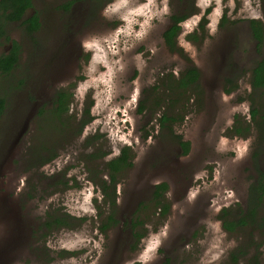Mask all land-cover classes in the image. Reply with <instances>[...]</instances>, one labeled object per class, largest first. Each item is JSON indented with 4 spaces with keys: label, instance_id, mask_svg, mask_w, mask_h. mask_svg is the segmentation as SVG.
Masks as SVG:
<instances>
[{
    "label": "rangeland",
    "instance_id": "obj_1",
    "mask_svg": "<svg viewBox=\"0 0 264 264\" xmlns=\"http://www.w3.org/2000/svg\"><path fill=\"white\" fill-rule=\"evenodd\" d=\"M145 2L128 0V6ZM109 3L33 0L25 19L37 12L38 32L22 22L7 26L10 41H1L0 53L16 41L22 54L0 77L8 105L0 120V264H141L138 258L156 235L162 243L148 264H234L237 249L246 254L238 264L255 255L264 264V226L230 233L220 219L224 209L238 215L247 207L251 184L264 174V126L251 115L253 109L264 114V88L251 83L264 58V39L258 44L251 23L264 31V0H168V13L153 0L157 15L143 37L122 33L115 55L107 44L85 52L83 39L111 36L124 26L118 15H101ZM175 15L187 18L172 50L164 33ZM144 18H130L129 30L139 31ZM193 67L201 95L168 89L167 80ZM60 90L72 93L75 120L67 131L73 133L53 134L49 150H41L42 120L50 114L40 111L55 106ZM87 110L92 120L79 132ZM164 113L172 115L168 124ZM236 119L238 127L251 126L245 136L232 131ZM181 141L190 144L187 154ZM242 144L247 151L237 158ZM124 146L133 166L116 184L119 224L105 231L109 205L101 183L109 184L106 165ZM161 182L169 185L165 197L172 209L166 219L159 207L141 213L148 234L131 247L127 223ZM49 214L79 222L48 230Z\"/></svg>",
    "mask_w": 264,
    "mask_h": 264
},
{
    "label": "trees",
    "instance_id": "obj_2",
    "mask_svg": "<svg viewBox=\"0 0 264 264\" xmlns=\"http://www.w3.org/2000/svg\"><path fill=\"white\" fill-rule=\"evenodd\" d=\"M34 7L33 0H0V43L2 40L10 41V36L7 31V26L10 23L22 22L26 26L28 32H36L40 27L39 17L37 13H34L27 19H24L26 13ZM187 16L173 17V25L164 33V41L169 49H175L177 43V37L180 34L181 26L179 23L183 22ZM225 19V17H224ZM206 20H203L200 27L204 29ZM251 28L254 38L257 40L258 44L261 45L264 39V31L262 26L257 21H252ZM12 46L8 53H0V77L10 74L18 65L21 58V45L16 41H11ZM168 78V77H167ZM200 80L199 71L193 67L187 69L179 79L167 80L168 89L174 91L175 94L186 93L191 90L196 93V95L202 94V88L199 86L198 81ZM252 86L254 89L264 88V58L257 62L252 70ZM72 99V93L69 91L60 90L57 93L55 106L50 110L42 109L40 115L46 117L45 114H50L48 120L43 123L42 137L43 145L41 150L47 149L49 145V137L51 138L53 134L57 137L64 135H70L73 132L67 131V126H69L70 120L75 117L69 115L70 104ZM8 109L7 100L0 92V120L5 115ZM90 111L87 110V119H84L80 123V130L82 132L84 126L88 124L92 117L90 116ZM162 118L164 124H168L171 121L172 115H166ZM252 121L257 127L264 126V114L261 113L260 109L252 110ZM67 118V119H65ZM71 118V119H70ZM260 119V120H259ZM75 120V119H74ZM238 119H236V124L234 125L232 131L235 134L245 136L251 130L249 123L246 126L242 124L238 127ZM181 146L183 153L187 154L190 150V144L187 141H181ZM52 150V149H50ZM55 155L45 159L43 163L49 162ZM92 157V156H91ZM92 159V158H91ZM109 184L105 180L101 184L102 194L104 201L109 205V211L106 214V218L103 222V228L106 230L113 228L119 224L118 221V206L116 202L117 190L116 184L118 177L121 173L130 169L133 166L130 147L124 146L121 150L119 156L113 158L107 163ZM168 184L162 183L155 186L153 198L148 202H142L139 204L136 210L135 216L127 223L128 228L132 234L131 247L139 245L142 239H144L148 234V229L145 228L147 221L143 219L141 213L146 214L149 208L157 210L160 209V217L166 219L170 213L171 203L167 201L165 194L168 190ZM262 214V216H260ZM220 219L223 222V228L230 233H242L245 228H250L252 230L259 229L264 226V174L257 178V180L251 184L249 188V196L247 207L243 208L240 214L232 215L229 209H224L220 214ZM84 219H80L83 221ZM78 219L72 216H58L49 214L47 216V221L45 222L46 228L52 230L53 228L61 229L63 227L73 226L77 224ZM76 226V225H75ZM246 255L241 249L235 250L231 257L234 264H238L240 259ZM249 264H258L257 255L249 259Z\"/></svg>",
    "mask_w": 264,
    "mask_h": 264
},
{
    "label": "clouds",
    "instance_id": "obj_3",
    "mask_svg": "<svg viewBox=\"0 0 264 264\" xmlns=\"http://www.w3.org/2000/svg\"><path fill=\"white\" fill-rule=\"evenodd\" d=\"M124 11L123 15H119ZM168 0H161V6L159 7L160 13H168ZM101 15L105 19H111L113 15H118V18L124 22V26L119 27L113 30L111 36L99 37L91 36L85 38L81 41V47L85 52L89 51H102V45L107 44L111 52L115 55L117 53V38L123 33L125 35H135L137 39L143 37L146 34V31L150 25V21L157 15V10L153 5V0H146L145 3L138 5L135 8L128 6V0H112L111 3L107 4L102 10ZM143 16L145 17L143 23L140 26V30L133 33L129 30L128 25L131 23L133 17ZM95 60V56H93ZM118 64L119 61H116ZM111 72V69H109ZM247 151V145L242 144L239 146V152L237 158H242L245 152ZM162 243L160 236L156 235L152 237V242L149 244L147 251L142 253L138 258L141 264H148V261L153 259V256L149 253H153Z\"/></svg>",
    "mask_w": 264,
    "mask_h": 264
},
{
    "label": "flooded vegetation",
    "instance_id": "obj_4",
    "mask_svg": "<svg viewBox=\"0 0 264 264\" xmlns=\"http://www.w3.org/2000/svg\"><path fill=\"white\" fill-rule=\"evenodd\" d=\"M77 1H78V0H77ZM89 1L95 2V1H97V0H89ZM107 1L111 3L112 0H107ZM75 2H76V1H71L70 3L75 4ZM30 10H31V9H30ZM27 13H28V12H27ZM27 13H26V15H27ZM35 13H37V12H35ZM37 14H38V13H37ZM26 15H25V17H26ZM175 16H179V17H180V16H182V15H175ZM25 17H24V19H25ZM38 17H39V14H38ZM184 21H185V20H184ZM184 21H183V22H184ZM39 22H40V17H39ZM183 22L179 23V25L181 26V24H182ZM173 23H174V22H173V18H172V25H173ZM202 23H203V21H202ZM200 25H201V24H200ZM40 26H41V24H40ZM205 26H206V24H205ZM39 28H40V27H39ZM204 28H205V27H204ZM199 29H201V27H199ZM38 30H39V29H38ZM38 30H37L36 32H38ZM167 30H168V29H167ZM167 30H166V31H167ZM11 46H12V44H11ZM10 48H11V47H10ZM9 51H10V49H9ZM9 51H8V52H9ZM8 52H7V53H8ZM21 54H22V49H21ZM19 61H20V60H19ZM58 92H59V91H58ZM58 92H57V93H58ZM57 93H56V95H55V98H56V96H57ZM162 183H166V182H161V183H159V184H162ZM157 185H158V184H157ZM168 187H169V185H168ZM154 188H155V187H154ZM167 191H169V188H168ZM185 204H186V200H184V203L181 205V207L185 206ZM171 209H172V207H171Z\"/></svg>",
    "mask_w": 264,
    "mask_h": 264
}]
</instances>
